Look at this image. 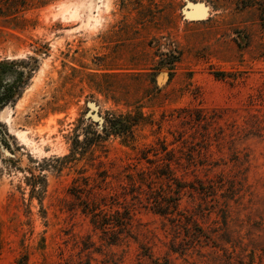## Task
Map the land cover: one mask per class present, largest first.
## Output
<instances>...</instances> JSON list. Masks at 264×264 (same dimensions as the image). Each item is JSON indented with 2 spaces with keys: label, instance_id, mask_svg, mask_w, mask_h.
I'll return each instance as SVG.
<instances>
[{
  "label": "rangeland",
  "instance_id": "1",
  "mask_svg": "<svg viewBox=\"0 0 264 264\" xmlns=\"http://www.w3.org/2000/svg\"><path fill=\"white\" fill-rule=\"evenodd\" d=\"M189 2L206 16L186 19ZM16 82L0 108V264H264V0H0V87ZM107 114L139 121L132 145L108 138L92 168L56 159ZM151 147L197 191L176 223L137 208L111 245L72 181L83 165L145 167Z\"/></svg>",
  "mask_w": 264,
  "mask_h": 264
},
{
  "label": "trees",
  "instance_id": "2",
  "mask_svg": "<svg viewBox=\"0 0 264 264\" xmlns=\"http://www.w3.org/2000/svg\"><path fill=\"white\" fill-rule=\"evenodd\" d=\"M16 83V86L0 87V108L18 95L16 89L19 82ZM138 122L130 115L107 114L100 132L95 129L98 123H90L74 137L70 153L56 159L71 163L86 160L92 168L95 166L92 163L95 148L102 147L110 137L120 138L125 146L132 145L135 141L133 129L139 125ZM138 160L139 163L143 160L147 166L136 168V165H128L116 174H110L101 163L94 173L88 174L83 165L77 170L78 177L73 179L69 189L93 231L99 232L111 245L121 244L131 236L133 214L137 208L169 216L176 223L182 216L179 210L181 199L190 190L192 193L197 191L188 180L177 175L180 159L174 151H167L165 147L160 150L145 148L140 151ZM30 186L34 191L35 185ZM213 192L215 196L214 188Z\"/></svg>",
  "mask_w": 264,
  "mask_h": 264
},
{
  "label": "water",
  "instance_id": "3",
  "mask_svg": "<svg viewBox=\"0 0 264 264\" xmlns=\"http://www.w3.org/2000/svg\"><path fill=\"white\" fill-rule=\"evenodd\" d=\"M195 6L197 7L198 11L195 12V11H192L193 9L192 8H195ZM206 6H203V4H200V3H187L183 9V15L186 19H196L197 21L198 20H201L203 19L207 12L205 10ZM198 17V18H196ZM201 17V18H199Z\"/></svg>",
  "mask_w": 264,
  "mask_h": 264
},
{
  "label": "bare ground",
  "instance_id": "4",
  "mask_svg": "<svg viewBox=\"0 0 264 264\" xmlns=\"http://www.w3.org/2000/svg\"><path fill=\"white\" fill-rule=\"evenodd\" d=\"M5 111H6V109H5L4 111H2L1 114H2V113H5Z\"/></svg>",
  "mask_w": 264,
  "mask_h": 264
}]
</instances>
